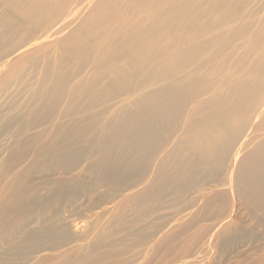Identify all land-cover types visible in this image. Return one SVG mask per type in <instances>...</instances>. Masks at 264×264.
<instances>
[{
    "label": "bare ground",
    "instance_id": "1",
    "mask_svg": "<svg viewBox=\"0 0 264 264\" xmlns=\"http://www.w3.org/2000/svg\"><path fill=\"white\" fill-rule=\"evenodd\" d=\"M12 83L29 117L55 115L44 151L122 139L156 169L149 192L219 187L264 227V0H0V104Z\"/></svg>",
    "mask_w": 264,
    "mask_h": 264
},
{
    "label": "rangeland",
    "instance_id": "2",
    "mask_svg": "<svg viewBox=\"0 0 264 264\" xmlns=\"http://www.w3.org/2000/svg\"><path fill=\"white\" fill-rule=\"evenodd\" d=\"M12 84L0 104L16 115L0 121V264H264L262 216L249 200L199 183L149 192L156 169L140 167L122 139L104 145L98 134L94 150L76 155L44 151L59 142L55 115L29 117L32 101L15 102ZM109 157L119 164L112 179L102 176Z\"/></svg>",
    "mask_w": 264,
    "mask_h": 264
}]
</instances>
